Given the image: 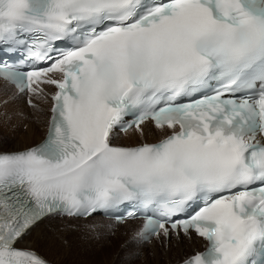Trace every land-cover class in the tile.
<instances>
[{"label":"snow or ice","instance_id":"snow-or-ice-1","mask_svg":"<svg viewBox=\"0 0 264 264\" xmlns=\"http://www.w3.org/2000/svg\"><path fill=\"white\" fill-rule=\"evenodd\" d=\"M0 45L48 65L0 79L52 101L46 140L0 153V264H48L21 246L45 217L125 204L138 248L195 231L184 264H264V0H0ZM148 121L159 142H113Z\"/></svg>","mask_w":264,"mask_h":264},{"label":"bare ground","instance_id":"bare-ground-1","mask_svg":"<svg viewBox=\"0 0 264 264\" xmlns=\"http://www.w3.org/2000/svg\"><path fill=\"white\" fill-rule=\"evenodd\" d=\"M40 100H37L36 102L38 103L39 101L38 104H40ZM45 102L46 104H44V106L46 107H44V110L46 111L48 110L49 112L50 101L45 100ZM24 105H25V100L22 99V96L16 94L15 89L11 85L7 84L5 80L0 79V115L5 117L7 120L11 121L13 126L14 124H16L15 128L12 127L11 130L16 135H20L21 137L19 139V142L16 144L17 146L14 149H9L5 151L1 150L0 152L18 151V150L26 149L33 145H36L43 138L47 125L46 122H48L47 118L49 115L47 116L46 119L44 117L43 123L38 124V121L33 122L31 120V118L35 117V115L29 114L28 111H32V110L28 109ZM39 108L43 109L42 106H39ZM33 111H37V114L40 113L42 114L40 110L34 109ZM20 113H23L25 116H28V119L24 120L23 118H21V116L19 115ZM20 124H27L28 128L26 130H23L20 128ZM142 127L145 130L144 135H141L138 131L132 129L124 134L119 133L118 140H120L121 144L124 145H137L144 142L156 141L162 138L163 136H165L167 131V130L162 131L160 129H157L155 126L151 125L150 123H146ZM53 216H57V215L45 217L36 226H34L29 231V233L23 238L21 242V246L33 250L36 248V246H40L38 244L39 241H43L47 245V250L45 251V254H47L48 256L49 255L51 256L52 254H56L58 253L57 251H59L61 255L66 253V255L74 256L77 260L80 259L81 261H86V262L88 261L90 262L89 264H94L97 262H99L98 264H101V261L106 262L111 257L110 249L112 247V244L108 242L107 239H110V237L111 238L116 237L117 240L122 239L123 242L122 245L126 244L128 241V237L127 235L125 236L120 231V229H122V227H126L125 230L129 231L131 229L130 225L134 224V227L132 228V232L134 234L137 232L139 228L138 221H127L124 224L118 225L117 228L119 229L117 230V232L113 233L112 230L114 229L112 226L108 225L109 221L99 216L82 219V218H73V217L58 215L59 219H64V223H70V222L81 223L82 221L85 222L93 218H96L104 224L107 223V227L105 226L104 229L95 228L94 230L90 231L87 228L73 227L68 224L62 225L61 224L63 223L62 221H55L53 223V227L49 225V227L47 229L45 228L43 232L41 228V224L45 221H49L50 219H52ZM84 236H86V238L90 237L91 239L96 240L95 242L98 241L105 242L100 245L98 244L96 245L97 254H96V248L94 247L95 245H92V247L85 246L83 240H80V239H84ZM56 239L62 241L63 243H71L74 245H71L69 247L67 244H65L64 248H62L60 242ZM154 242L160 243L161 241L159 240L152 241V243ZM162 243L166 244L167 246L169 245L165 251L168 257L167 264L179 263L188 256L201 250L205 245L204 240L194 235H190V236L181 235L179 238L173 236L170 242H162ZM120 250L122 251L121 247ZM190 252L192 253L188 255ZM154 255H155V260L159 262L161 253L155 250Z\"/></svg>","mask_w":264,"mask_h":264},{"label":"rangeland","instance_id":"rangeland-1","mask_svg":"<svg viewBox=\"0 0 264 264\" xmlns=\"http://www.w3.org/2000/svg\"><path fill=\"white\" fill-rule=\"evenodd\" d=\"M39 103V101H38ZM44 104H46L45 100L41 99L40 100V104L39 106H42L43 109L39 108L37 110H40L42 112V114H37V111H33L34 109L31 106H26L28 109L32 110V111H28L29 114H33L35 115V117L31 118V120L33 122H37L38 124L43 123L44 122V117L45 119L47 118L49 112L48 110H44ZM36 110V109H35ZM45 112H44V111ZM45 113V115H44ZM21 116V118L28 119V116H25L23 113L19 114ZM42 116V117H41ZM4 118V119H3ZM10 118V115H9ZM39 118V120H38ZM42 118V119H41ZM48 119V118H47ZM0 151H5V150H9V149H14L17 145V143L19 142V139L21 138L20 135H16L11 128H15L16 124H14V126L12 125L11 121L7 120L5 117L0 115ZM6 124H5V121ZM46 122V121H45ZM47 123V122H46ZM10 124V126H9ZM9 126V127H8ZM20 128L23 130H26L28 128L27 124H20ZM58 219V220H56ZM51 221V222H50ZM55 221H62L63 224H68L70 226L73 227H81V228H87L88 230L92 231L95 228H99V229H104L105 226L107 227V223H102L100 220L93 218L89 221H82L81 223L78 222H70V223H64V219H59L58 216H53L52 219H50L49 221H45L41 224V228L44 232L45 228L47 229L49 227V225H51V227H53V223ZM134 227V224L130 225V230L127 231L125 230L126 227H122V229H120V231L127 237H128V241L126 244L122 245V239L117 240L116 237H113L110 239H107L108 242H110L112 244L111 247V257L106 261L103 262L101 261V264H167V255H166V249L168 248V246L166 244H163L162 242H154L152 244H147L145 246L142 247H137L134 243H132L131 240V236L133 235L132 232V228ZM119 228L112 230L113 233L117 232ZM127 232V234H126ZM121 233V234H122ZM123 235V236H124ZM43 238V235H42ZM58 240V239H56ZM83 240V243L85 244V246H90L92 247V245H95L94 247L96 248V254H97V244L100 245L102 243H105L104 241H98L95 242L96 240L91 239L90 237L86 238V236H84V239H80ZM60 242V245L62 248H64L65 244H67L69 247L71 245V243H63L62 241L58 240ZM85 241V242H84ZM75 242V241H74ZM38 244L40 246H36L35 251H38L39 253H41L42 255H44L49 261H52L54 264H89L90 262H86V261H81L80 259H76L74 256H69L63 254L61 255L59 251H57L58 253L56 254H52L51 256L45 254V251L47 250V245L46 243H44L43 241H39ZM120 247L122 249V251L120 250ZM165 249V250H164ZM155 250L159 251L161 253L160 255V260L159 262L155 260ZM138 251L140 254L133 256L132 253ZM192 252H190L188 255H190ZM66 255V256H65ZM71 257V258H70ZM72 259V260H71ZM79 262V263H78ZM103 262V263H102ZM94 263V264H98Z\"/></svg>","mask_w":264,"mask_h":264}]
</instances>
